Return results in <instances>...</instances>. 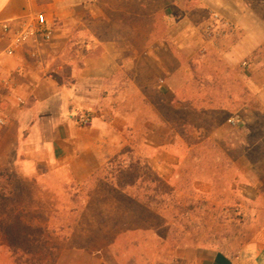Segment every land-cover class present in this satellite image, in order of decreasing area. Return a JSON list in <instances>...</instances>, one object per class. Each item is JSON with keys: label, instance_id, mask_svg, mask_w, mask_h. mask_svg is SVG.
Wrapping results in <instances>:
<instances>
[{"label": "rangeland", "instance_id": "rangeland-1", "mask_svg": "<svg viewBox=\"0 0 264 264\" xmlns=\"http://www.w3.org/2000/svg\"><path fill=\"white\" fill-rule=\"evenodd\" d=\"M246 1L259 8V0ZM188 3L183 6H196ZM180 12L173 0V13ZM206 15L199 7L193 24L169 29L170 38L185 44L173 47L168 61L178 94L145 85L157 121V163L150 164L159 175L150 173L142 153L114 159L87 184L60 193L56 207V195L35 190L14 174L11 160H0V189H17L15 199L27 204L29 219L51 227L57 264H168L170 252L185 247L233 255L264 225V46L251 54L236 46L248 34L203 29ZM193 97L212 109H188L183 98ZM234 115L242 124L228 132L222 126ZM233 169L235 196L229 191Z\"/></svg>", "mask_w": 264, "mask_h": 264}, {"label": "crops", "instance_id": "crops-1", "mask_svg": "<svg viewBox=\"0 0 264 264\" xmlns=\"http://www.w3.org/2000/svg\"><path fill=\"white\" fill-rule=\"evenodd\" d=\"M176 1L179 17L173 13V0H0V24L44 14L53 30L39 59L28 58L24 50L3 64L4 77L13 74L17 87L0 92V110L8 117L0 127V160H11L14 174L35 190L56 195V207L61 205L60 193L87 184L114 159H140L142 153L150 173L159 175L150 164L157 163V121L145 85L178 94L170 85L174 76L168 61L172 48L185 44L170 38L169 29L193 24L192 16L201 7L207 14L203 29L248 34L236 46L249 47L251 54L264 46V0H256L258 9L246 0H195L196 6L189 7L183 6L188 0ZM162 15L167 21L163 37L158 22ZM6 46L0 41V50ZM157 73L163 76L157 78ZM183 100L188 109H212L199 106L194 97ZM77 112L92 114V124L76 125L71 117ZM241 124L234 115L222 127L233 132ZM130 141L134 146L125 147ZM232 174L229 191L235 196L239 181L235 169ZM170 254L168 264H264V225L233 255L205 247L178 248ZM0 264H16L1 234Z\"/></svg>", "mask_w": 264, "mask_h": 264}, {"label": "trees", "instance_id": "trees-1", "mask_svg": "<svg viewBox=\"0 0 264 264\" xmlns=\"http://www.w3.org/2000/svg\"><path fill=\"white\" fill-rule=\"evenodd\" d=\"M0 189V234L16 264H57L60 250L44 226H36L35 219H29L27 204L16 201L18 190Z\"/></svg>", "mask_w": 264, "mask_h": 264}, {"label": "built area", "instance_id": "built-area-1", "mask_svg": "<svg viewBox=\"0 0 264 264\" xmlns=\"http://www.w3.org/2000/svg\"><path fill=\"white\" fill-rule=\"evenodd\" d=\"M0 41L6 42L5 49L0 50V92L16 89L17 84L13 74L3 75V64L5 60L15 58L24 50L26 56L32 60L39 59L40 50L45 44L53 39V30L48 25L44 14H37L28 19L10 21L0 24ZM20 106L25 105L21 97H16ZM76 125L89 127L93 117L89 112H77L71 117ZM8 117L0 110V127L5 126ZM237 120H231L230 124L235 125Z\"/></svg>", "mask_w": 264, "mask_h": 264}]
</instances>
